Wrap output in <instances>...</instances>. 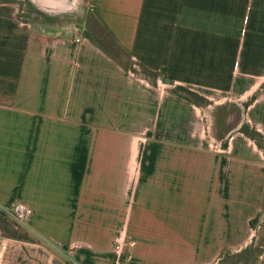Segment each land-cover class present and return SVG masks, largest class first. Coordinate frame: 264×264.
<instances>
[{"label": "crops", "instance_id": "1", "mask_svg": "<svg viewBox=\"0 0 264 264\" xmlns=\"http://www.w3.org/2000/svg\"><path fill=\"white\" fill-rule=\"evenodd\" d=\"M263 227L264 0H0V264H264Z\"/></svg>", "mask_w": 264, "mask_h": 264}, {"label": "built area", "instance_id": "2", "mask_svg": "<svg viewBox=\"0 0 264 264\" xmlns=\"http://www.w3.org/2000/svg\"><path fill=\"white\" fill-rule=\"evenodd\" d=\"M76 40H79V37L76 36ZM30 207L25 204L24 202L18 201L11 205V212L14 217V220L18 224H23L26 220L27 215L30 212ZM121 238L116 242L115 247L116 249H119L121 247Z\"/></svg>", "mask_w": 264, "mask_h": 264}, {"label": "rangeland", "instance_id": "3", "mask_svg": "<svg viewBox=\"0 0 264 264\" xmlns=\"http://www.w3.org/2000/svg\"><path fill=\"white\" fill-rule=\"evenodd\" d=\"M257 240H263L264 241V227L259 230V236H258ZM255 249H257V246L253 245L252 248L250 250H248V252L242 253L241 255H237L236 257H233L232 260H225V262H223V260H222L221 264H240V263H242V261H239L238 259L245 258V257L249 256V254H250L249 251H255Z\"/></svg>", "mask_w": 264, "mask_h": 264}]
</instances>
